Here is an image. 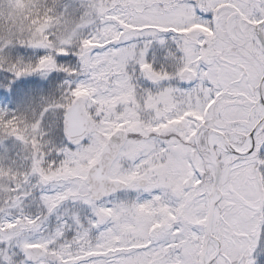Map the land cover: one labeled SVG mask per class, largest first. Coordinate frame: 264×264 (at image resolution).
<instances>
[{
	"label": "snow or ice",
	"instance_id": "1",
	"mask_svg": "<svg viewBox=\"0 0 264 264\" xmlns=\"http://www.w3.org/2000/svg\"><path fill=\"white\" fill-rule=\"evenodd\" d=\"M0 264H264V0H0Z\"/></svg>",
	"mask_w": 264,
	"mask_h": 264
}]
</instances>
